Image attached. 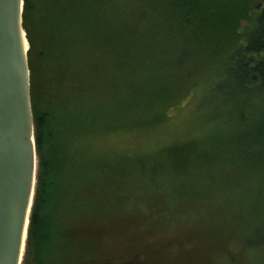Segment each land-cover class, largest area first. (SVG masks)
Listing matches in <instances>:
<instances>
[{"label":"trees","instance_id":"16d2710c","mask_svg":"<svg viewBox=\"0 0 264 264\" xmlns=\"http://www.w3.org/2000/svg\"><path fill=\"white\" fill-rule=\"evenodd\" d=\"M254 2L24 0L38 171L22 264H218L264 250V3L250 14ZM196 88L202 148L71 153L90 131L167 117L172 93ZM144 167H221L224 178L175 183L166 175L178 172ZM215 187L233 201L209 197Z\"/></svg>","mask_w":264,"mask_h":264},{"label":"water","instance_id":"95a60500","mask_svg":"<svg viewBox=\"0 0 264 264\" xmlns=\"http://www.w3.org/2000/svg\"><path fill=\"white\" fill-rule=\"evenodd\" d=\"M24 0H0V264H22L37 183Z\"/></svg>","mask_w":264,"mask_h":264},{"label":"rangeland","instance_id":"374dc122","mask_svg":"<svg viewBox=\"0 0 264 264\" xmlns=\"http://www.w3.org/2000/svg\"><path fill=\"white\" fill-rule=\"evenodd\" d=\"M260 3H264V0H255L254 4L249 8V11H252L250 14L253 13L254 7ZM245 23L246 21L242 22V24ZM206 83H204L203 85H206ZM202 92L203 89L200 88L192 89L189 92L185 91L183 93L173 92L172 94H174V99L176 101L173 105L169 106L167 110L169 115L167 117H162L158 120H138L139 118L124 120V122H120V124H111L109 128L104 127L103 131L99 135H94L95 133H93V131H90L85 137L82 136L74 140L71 146V153H74L75 155H84L89 152H91L92 154L98 152H106L110 153L111 155L117 156L128 154L130 152H136L138 150H146L157 144H161L166 140H171V142L175 141L177 143H182L186 147V150H184V152H187V154L191 153L187 150H193L197 147L202 148L204 145L208 144H206L207 130L205 124L202 123V120L199 119L197 116V104L201 98ZM57 119L53 118V121L56 122ZM84 134L86 133L84 132L82 135ZM137 168L138 167H133L131 170H129V173L133 174ZM176 168L178 169H169V167H155L156 171H153L150 170L149 167H146L144 171V176H157L158 173L164 175V173L166 174L170 171H176L178 173L174 175L178 176H174L171 172L166 175L168 181H175V183H178L182 180L188 181L189 179L188 182H191V180H193L194 178L196 179L195 183L198 184L204 179L200 177L202 174L205 175L209 173V175H211L212 172L214 176L218 177V179L221 178V181H223L224 178V171H220L221 167ZM180 169L186 170L184 174L180 173ZM116 176L120 177L122 175ZM152 180H155V178H153ZM219 184L223 186V184H221L220 182ZM220 189L221 188L218 189L217 187L212 189L209 192V197H217L221 202H224V200L225 202H232L235 194H232L233 192L229 190H222V192ZM200 196V193H197L193 197L203 201L208 199V196H205L204 198ZM172 197L176 199H178L179 197V199H182L184 196L179 195L177 197V195H172ZM189 197L193 199L192 196H186V198ZM117 199L121 201V197L117 195L115 199L116 224L117 217L119 215L118 207L122 203L119 202ZM196 210L197 209H195V215L197 216ZM192 213L194 212H191V216ZM123 229L125 232L127 231L126 227H124ZM139 229L142 230L143 226H141ZM218 264H264V250H252L245 254L242 260L237 259L235 256L230 259H221Z\"/></svg>","mask_w":264,"mask_h":264}]
</instances>
